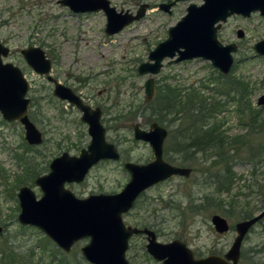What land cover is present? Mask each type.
<instances>
[{
  "label": "rangeland",
  "instance_id": "374dc122",
  "mask_svg": "<svg viewBox=\"0 0 264 264\" xmlns=\"http://www.w3.org/2000/svg\"><path fill=\"white\" fill-rule=\"evenodd\" d=\"M167 1L171 0H110L117 11L135 12L145 2L149 6L142 18L109 35L104 32V12H74L58 0H0V42L10 48L3 60L22 69L29 84L28 116L43 137L41 144L31 146L25 141L22 123L9 122L0 113V264H91L81 257L80 249L88 237L81 238L69 253L61 256V249L40 229L16 220L20 212L19 188L27 185L39 198L42 191L34 181L49 171L50 161L65 151L79 154L90 142L87 124L80 120L81 112L67 100L54 96L53 82L27 65L20 51L29 45L42 47L51 59L50 75L93 108L102 109L105 139L121 152L119 161L99 160L82 181L65 183L75 196L119 192L130 178L123 160L139 164L152 160V149L147 142L133 139L132 127L137 122L145 129L151 122L163 125L155 119L156 112L169 131L163 158L190 167L192 173L185 178L174 175L142 190L131 210L123 214L125 224L148 227L163 243L177 238L199 258L223 254L230 247L236 235L234 223L242 217L238 214L240 207L253 210L252 215L264 208V124L260 123L264 104L257 102L264 94V55L252 48L254 42L264 39V18L258 12L249 17L232 14L217 30L221 42L237 44V51L232 54L233 66L226 75L241 79L245 83L239 84V89L250 91L247 103L243 100L245 103L240 104L224 101L228 94H219L224 107L211 119L230 142L231 148L225 147L224 155L236 158L233 169L241 175L231 188L232 195L219 196L203 179V169L214 167L211 161L217 154H213L211 143H199L196 132L205 122L197 113V102L205 95L216 96L210 88L218 83L223 91L229 84L216 82L214 78L220 71L202 58L180 62L166 58L156 75L137 71L139 63L148 60V52L167 38V28L186 14L188 4L198 5L202 0H176L169 7L170 12H165L158 6ZM240 30L243 37L237 36ZM150 76L154 78V92L146 101L143 83ZM166 85L173 88L166 90ZM155 100L162 106L160 111ZM247 104L251 112L245 110L239 115L237 106L246 108ZM251 117L255 118L254 123ZM245 123H251L253 128ZM240 133H247L245 143L236 141ZM230 196L235 212L217 205L219 197L228 200ZM213 213L226 218L228 231L214 230L210 222ZM145 243L144 234L133 235L125 253L129 264H162L147 253ZM240 253L238 264H264V217L245 235Z\"/></svg>",
  "mask_w": 264,
  "mask_h": 264
},
{
  "label": "water",
  "instance_id": "95a60500",
  "mask_svg": "<svg viewBox=\"0 0 264 264\" xmlns=\"http://www.w3.org/2000/svg\"><path fill=\"white\" fill-rule=\"evenodd\" d=\"M175 2L176 0L160 3L158 7L170 12L169 7ZM58 3L79 13L104 12V32L109 35L142 18L149 6L146 2L142 3L133 12L127 9L117 11L110 0H58ZM186 8V14L167 28V38L148 52L147 61L139 63V74L156 75L166 58L170 62L202 58L210 61L222 74H227L233 66L232 54L237 51V44H224L217 38L221 23L232 14L249 17L251 13L258 12L264 18V0H202L199 5L191 2ZM237 36L243 37V32L238 31ZM252 48L257 54L264 55V39L254 42ZM8 52L9 48L0 42V113L9 122L16 120L22 123L24 138L28 144H41L42 133L31 122L27 112L30 103L26 96L29 91L28 81L22 69L10 61L3 62L2 57H6ZM21 55L29 67L53 82L54 96L67 100L80 110V120L87 124L90 135V142L86 148L80 149L79 154L62 152L50 161L47 173L35 178L34 183L42 191L40 198L35 197L33 190L27 185L19 188L17 198L20 212L16 218L21 225L27 224L40 229L66 252L70 251L76 240L88 237L89 242L81 249L85 258L93 264H129L125 256L129 239L138 233L146 235L147 253L162 264H238L242 240L249 229L264 217V208L233 226L236 235L224 254H209L199 258L177 238L163 243L148 227L123 224L121 213L132 208L142 190L174 175L185 178L192 173L190 167L172 164L163 158L162 148L167 129L156 122H152L148 130L138 124L134 125V139L147 142L153 151V158L147 163H124L130 178L121 191L77 197L66 188L64 184L67 182L82 181L88 170L99 160H118L120 153L111 142L105 140V130L100 119L102 110L98 106L92 108L84 103L72 88L50 75L52 62L42 47L29 45L21 49ZM143 85L145 100L149 101L154 91V78L148 77ZM257 102L264 104V94L257 98ZM210 222L218 233L230 229L228 221L220 214L211 215ZM1 230L0 226V233Z\"/></svg>",
  "mask_w": 264,
  "mask_h": 264
},
{
  "label": "trees",
  "instance_id": "16d2710c",
  "mask_svg": "<svg viewBox=\"0 0 264 264\" xmlns=\"http://www.w3.org/2000/svg\"><path fill=\"white\" fill-rule=\"evenodd\" d=\"M215 81L220 82V84H222L223 82L228 83L229 86L223 91L222 88H218L219 83L216 87H211V91H214V95L216 94V96H212L211 97H207L205 95V97L203 98H199L198 99V107H197V113H200L202 115V121L205 122V124H201L198 132H196V135L199 136V139L201 141H199V143H201L202 141L205 140V142H207L208 144L211 143L212 146L215 148L213 154H217L216 158L212 159V165L214 167H212V169L214 170V168L216 167V170H212L209 169L208 167H206V169H203V179L205 181V183H209L211 184L215 191L218 192L219 196L222 195H232L230 192L232 191V187L233 184L235 182V180H237L241 175L239 174V176L236 174V172L234 171V162L236 160V158H232L229 155L225 156L224 153V148L226 147V150L231 148L230 146V142L225 140V135H224V131H219L216 128L219 126L216 123H211V119H214L215 117H217L216 112H220L222 110V107H224V101L227 102H234L237 101V103H242V102H246V98L248 96V92H250L248 89H244L242 87H240L239 89V84H244L245 82L242 81L241 79H238L236 76L234 77H229L228 75H224V73H220L217 75L216 78H214ZM218 79V80H217ZM246 85L247 82H246ZM166 90H170L173 87L170 85H166ZM231 92H233L234 95H229ZM159 93V91L157 92V94ZM228 94L224 101H220L219 100V94L223 96V94ZM235 94H237V97L235 96ZM210 99V100H209ZM244 100V101H243ZM156 101V100H155ZM244 102V103H245ZM247 103V102H246ZM156 104L158 106V111H160L162 109V106L159 104L158 100L156 101ZM221 106V107H220ZM196 107V106H195ZM154 110H157V107L154 108ZM245 110L250 111L251 108L250 106L247 104L246 108L245 106L240 107V105L237 106V112L238 114H245ZM157 111V112H158ZM251 112V111H250ZM258 112V111H257ZM156 115V118L158 120L159 123H162L163 125L165 124V122L163 121V119L161 117H159L156 112H154ZM259 114V113H258ZM135 116V115H134ZM133 116V117H134ZM256 117L259 118V116L257 115ZM205 120V121H204ZM252 122H255V118L251 117ZM239 121L242 122L243 118L241 117V119L239 118ZM261 125L264 124V119L260 120ZM245 125H249V127L252 129L253 125L251 123H245ZM165 126V125H164ZM168 126V125H167ZM264 131V128L263 130ZM264 134V132H262ZM240 136H238L237 138V142L238 141H242L243 143H245L246 139L245 137L247 136L246 134H238ZM194 143H190L189 145H192ZM207 144V145H208ZM207 147V146H206ZM208 148V147H207ZM252 149V148H251ZM237 150V149H236ZM230 151H232V149H230ZM187 155V154H186ZM185 155V156H186ZM253 155V153L251 154ZM186 158V157H184ZM21 159V157H20ZM253 172V171H252ZM258 187L260 188V186L258 185ZM254 191V190H251ZM242 194V193H239ZM237 194V195H239ZM218 203L217 205H219V207H227L228 210H230L231 212H235L234 210V199L232 196H230L228 198V200H224L223 198L218 199ZM263 204H264V200H263ZM240 213L238 211V214L241 215V218H248L251 217L253 210H242V208L240 207ZM3 264V263H2ZM10 264H15L13 261L10 262ZM19 264V263H17Z\"/></svg>",
  "mask_w": 264,
  "mask_h": 264
},
{
  "label": "bare ground",
  "instance_id": "6f19581e",
  "mask_svg": "<svg viewBox=\"0 0 264 264\" xmlns=\"http://www.w3.org/2000/svg\"><path fill=\"white\" fill-rule=\"evenodd\" d=\"M85 103V102H84ZM87 103V102H86ZM90 105V104H89ZM91 106V105H90ZM92 107V106H91ZM93 108V107H92ZM80 111V110H79ZM100 119H101V117H100ZM102 123V122H101ZM163 126V125H162ZM165 127V126H164ZM166 129H167V127H166ZM168 130H167V134H168ZM133 139H134V132H133ZM106 140V139H105ZM136 140V139H135ZM141 140V139H140ZM140 140H138V141H140ZM143 141V140H142ZM149 145V144H148ZM150 147V146H149ZM163 149V148H162ZM153 152V151H152ZM163 152H164V149H163ZM72 155V154H71ZM119 159H120V157H119ZM152 161V160H151ZM127 162V161H126ZM125 163V162H124ZM70 183H74V182H70ZM91 194H93V193H91ZM36 197V196H35ZM79 197V196H78ZM87 197V196H86ZM40 198V197H39ZM131 209H129V210H127V211H124V212H122L121 213V219H122V222H123V224L124 225H126L127 226V224H125V222H124V220H123V214L124 213H127L128 211H130ZM213 214H217V213H213ZM213 214H211V215H213ZM219 214V213H218ZM222 216V215H221ZM223 217V216H222ZM223 218H225V217H223ZM242 219H246V218H241L240 220H242ZM16 220H17V218H16ZM225 220H226V218H225ZM240 220H238L237 222H235L234 223V225L236 224V223H238V222H240ZM1 228H2V232L1 233H3V227L1 226ZM251 229V228H250ZM249 229V230H250ZM81 239V238H80ZM80 239L79 240H76L72 245H71V247L73 246V245H75L77 242H79L80 241ZM54 242V241H53ZM89 242V240L87 241V242H85V243H83V245L82 246H80V249L84 246V245H86L87 243ZM54 244H55V242H54ZM56 245V244H55ZM57 246V245H56ZM58 247V246H57ZM71 247H70V249H71ZM58 248H60L61 249V256H63L64 254H66V253H69V252H66L65 250H63L61 247H58ZM60 251V250H59ZM81 257L83 258V259H85L86 261H88L89 263H91L88 259H86L85 258V256H84V254H83V251H82V249H81ZM62 258H64V257H62ZM62 258L60 259V260H62ZM239 260V259H238ZM238 262V261H237ZM92 264V263H91Z\"/></svg>",
  "mask_w": 264,
  "mask_h": 264
},
{
  "label": "flooded vegetation",
  "instance_id": "af4514ba",
  "mask_svg": "<svg viewBox=\"0 0 264 264\" xmlns=\"http://www.w3.org/2000/svg\"><path fill=\"white\" fill-rule=\"evenodd\" d=\"M102 110V109H101ZM107 128V127H106ZM107 129H109V128H107ZM105 130V129H104ZM105 134H106V130H105ZM110 142V141H109ZM115 147H116V150L118 151V148H117V146L113 143V142H111ZM119 153H120V156H121V152L119 151ZM110 159V158H109ZM109 159H105V160H109ZM103 160V159H102ZM110 160H112V159H110ZM112 161H119V159L118 160H112ZM126 161H128V160H123V164L122 165H124V162H126ZM123 168H124V166H123ZM125 169V168H124ZM126 170V169H125ZM135 226V225H134ZM139 234V233H138ZM133 235H137V234H133ZM133 235L131 236V238H133ZM145 237H146V235H145ZM130 238V239H131ZM130 239H129V241H130ZM128 246H129V244H128ZM129 248V247H128ZM71 250V249H70Z\"/></svg>",
  "mask_w": 264,
  "mask_h": 264
}]
</instances>
